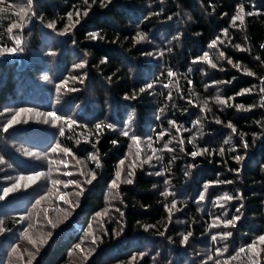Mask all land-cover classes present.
Masks as SVG:
<instances>
[{
  "label": "trees",
  "instance_id": "1",
  "mask_svg": "<svg viewBox=\"0 0 264 264\" xmlns=\"http://www.w3.org/2000/svg\"><path fill=\"white\" fill-rule=\"evenodd\" d=\"M139 34L148 42L140 43ZM41 41L50 42L49 53L39 55L46 67L27 52ZM155 52L158 59H143ZM53 72L57 83L82 77L81 89L57 103L38 80ZM0 78V109L33 107L66 118L61 127L0 131V152L13 157L8 138L41 143V152L56 144L97 178L70 224L33 264H73L71 251L107 205L104 195L130 146L122 129L107 124L87 134L80 126L68 129L77 108L81 123L110 112L103 123L123 127L133 113L131 127L139 122L141 136L151 127L164 134L172 144L165 168L181 191L184 218L183 225L171 220L159 183L136 170L134 181L120 188L113 216L98 226L85 264H203L188 257L194 248L183 242L207 240L208 215L196 206L204 191L209 202L222 195L232 200L231 254H239L240 264H264V244L258 258L248 252L264 237V0H0ZM16 198L0 203V219ZM206 211H213L210 203ZM17 223L2 217L0 232L17 230Z\"/></svg>",
  "mask_w": 264,
  "mask_h": 264
},
{
  "label": "rangeland",
  "instance_id": "2",
  "mask_svg": "<svg viewBox=\"0 0 264 264\" xmlns=\"http://www.w3.org/2000/svg\"><path fill=\"white\" fill-rule=\"evenodd\" d=\"M29 2L31 3L32 1ZM31 7H33L32 4ZM31 7L29 10H32ZM23 10H26L24 6ZM140 36L142 37L140 38V43L144 40L148 42L146 39L149 38L143 37L142 34ZM49 43L41 41L34 51L27 45L29 50L27 52L33 55V60L38 64L45 65L44 67H46L44 63L47 61L44 58L41 61L39 55H43L42 51H49L47 49ZM27 48L25 47V49ZM159 57L160 54L155 52L154 54H149V57L145 56L143 59L155 60ZM80 66L81 64H75V68H80ZM52 76L55 78L56 73L52 75L42 74L38 80L39 83L53 90L56 98H59L57 103H61L62 98L67 97L69 92H77L81 89L80 85L77 84L83 80L80 76L65 77V80L59 83L53 81ZM77 80L79 81L77 82ZM82 86L83 83L81 84ZM53 106L55 105L53 104ZM94 106H96L95 103ZM98 106L100 111L101 104H98ZM112 111L113 108H111V113ZM78 112L79 109L77 108L75 113H71V117L68 116L70 119V121L67 119L66 127L68 129L71 126H80L83 129L81 131L87 134L93 127L96 126L98 130L103 124H107L115 132H120V129H122L120 134L128 137L130 146L125 158L120 161L114 181L110 183L109 190L104 195V201L107 205H105L104 210L100 214L98 213L90 221L86 234L81 238V242L71 251L69 258L72 263L85 264L94 254L96 242H98V226H101L104 220L107 219V214L108 217L113 216L114 203L122 197L120 188L130 185L134 181L136 170L139 172L144 170L147 176L153 177L159 183V191L165 199L164 202L168 207L171 220L175 218V223L183 225L184 218L181 216L183 212L179 210L181 215H178L179 204L183 201L181 199V191L175 188V185H173L174 179L167 174L169 171L165 168V156L167 157V151L171 150L172 144L164 142L165 140L162 139L164 134L161 135L155 132V128L151 127L149 133L141 136L137 128V126H140L139 122H136L135 126L131 127L132 122L129 119L134 118L133 113L123 127H119L108 121L103 123L104 120H107L106 117L110 112L107 116L105 115L100 119L99 117L94 119L87 118L82 123L79 122L80 119H76L74 116ZM53 113L51 112L50 114L53 115ZM64 113L69 114L67 110ZM65 120L64 116L51 118L46 112L33 107L19 108L16 105H5L0 109V131L2 133L28 125L39 126L40 128L44 126L47 129L61 127ZM173 132L178 133L177 126H173ZM165 133L167 134L168 132ZM80 135L82 133L78 132L76 137L79 140H83ZM92 136L93 134H91ZM177 136L179 140H182L179 134ZM7 140L9 141L8 147L12 151L13 157H9L6 151V155L0 152V203L7 201L8 197L12 195L17 198L12 201L8 207L9 209H6L1 219L2 217L3 219H18V229L0 232V263L12 264L13 261L18 260L23 262L22 264H33L40 258L41 253L53 243L56 235L60 233L59 231H63L62 229L70 224L72 216L80 208L84 193L89 190V187L92 186L97 178L89 171L83 160L76 159L56 144L45 152H41L39 150L41 149V143H34L31 140L15 141L16 139L14 138H8ZM1 141H4V139H1ZM88 159L95 161V157L92 155ZM199 198L201 203L196 204L199 212L208 215L206 221L208 226L205 235L207 240L193 246L192 240L189 242L184 239V245H189V249L190 247L194 248L188 254V257L195 263L203 264H229L232 257L240 264L241 258L239 254L232 255L230 250L232 236L229 229L231 222L228 221V203L232 200L230 197L222 195L213 197L211 202H209L205 191ZM209 203L213 211H206V205H209ZM256 243L257 245L251 246L248 252L250 256L258 258L263 253L261 246L264 241L259 239ZM141 256L140 254L132 258L140 259ZM133 259H131L132 262Z\"/></svg>",
  "mask_w": 264,
  "mask_h": 264
},
{
  "label": "snow or ice",
  "instance_id": "3",
  "mask_svg": "<svg viewBox=\"0 0 264 264\" xmlns=\"http://www.w3.org/2000/svg\"><path fill=\"white\" fill-rule=\"evenodd\" d=\"M238 18H240V17H238ZM50 115H52V114H50ZM54 151H55V149H54ZM260 239H261V241H264V237H261Z\"/></svg>",
  "mask_w": 264,
  "mask_h": 264
}]
</instances>
